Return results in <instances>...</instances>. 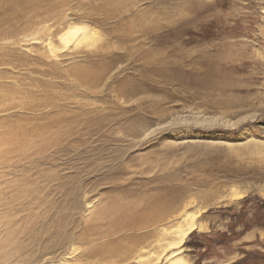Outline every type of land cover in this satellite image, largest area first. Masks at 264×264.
Instances as JSON below:
<instances>
[{"label":"rangeland","instance_id":"374dc122","mask_svg":"<svg viewBox=\"0 0 264 264\" xmlns=\"http://www.w3.org/2000/svg\"><path fill=\"white\" fill-rule=\"evenodd\" d=\"M189 213L182 264H264V0H0V264H127Z\"/></svg>","mask_w":264,"mask_h":264},{"label":"bare ground","instance_id":"6f19581e","mask_svg":"<svg viewBox=\"0 0 264 264\" xmlns=\"http://www.w3.org/2000/svg\"><path fill=\"white\" fill-rule=\"evenodd\" d=\"M85 31H86V29H84V27H82V26H76V25L71 26L70 25L65 29L64 32L59 34V38L61 41H64L65 43H67L71 37H76L79 34V32L83 33ZM77 37H80V36L78 35ZM239 194L240 193L238 191H236L235 189H232L231 196H235V195H239ZM168 205H169V200L167 198H158V199L154 200L153 202L149 203L148 205H146L145 207L142 208V211H141L139 218L135 219L131 223H124L123 228H127L130 230L131 229L136 230V229H138L137 226L140 224L142 226L146 225L147 227H149V226L151 227L156 221L163 220L165 218L164 216H166ZM195 218H196V213H189V214L185 215V222H184V225L182 226L183 228H179L178 230H176L175 237L177 239L174 240V242H171L170 240H166L167 231H166V229H164L162 232L163 235L165 234L164 238L161 240L160 239L156 240L158 251H154L155 248L153 247V244H150V242H148L149 240L147 241L149 236H152L150 234L151 232L148 233V231L147 232L145 231V232L140 234L141 237L139 239H142L140 244L138 242L134 241L132 238V240L130 242H136V243H133L130 246L132 248H130L127 251L126 255H124L123 260H128L127 264H151L152 261L154 262V260L155 261L163 260L167 264H182L183 259H181L180 256L176 255L177 254L176 252H178L180 250V247H177L176 249H173L172 251L170 250V248L172 245L179 246L183 242L184 238L191 231H193L195 229H198V230L202 229V225L200 223H197ZM104 235H105V233H104ZM130 237H135V234H133ZM102 246H104V245H102ZM138 247H139V249H138ZM146 247H149L148 249H146L147 254H145V253L143 254L142 253L143 250L142 251H140V250L144 249ZM152 248H154L153 251L151 250ZM105 249H106L105 247L102 248L103 254L105 252ZM96 256H98V255L96 254ZM130 260H134V261H130ZM98 264H108L107 259H106V261H103L101 263L98 262Z\"/></svg>","mask_w":264,"mask_h":264}]
</instances>
